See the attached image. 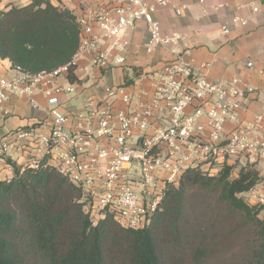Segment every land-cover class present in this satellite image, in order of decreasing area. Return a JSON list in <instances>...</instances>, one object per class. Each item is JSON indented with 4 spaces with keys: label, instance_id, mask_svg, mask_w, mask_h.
Listing matches in <instances>:
<instances>
[{
    "label": "built area",
    "instance_id": "built-area-1",
    "mask_svg": "<svg viewBox=\"0 0 264 264\" xmlns=\"http://www.w3.org/2000/svg\"><path fill=\"white\" fill-rule=\"evenodd\" d=\"M74 1L58 2L78 28L77 49L67 62L31 73L0 57V121L11 116V99L20 98L47 122L42 128L36 120L0 137V181H10L14 168L50 166L80 191L92 225L110 216L121 228L138 230L149 226L186 170L213 176L225 166L234 175L252 167L257 178L237 197L264 214V169L257 168L264 163V101L258 102L264 91L238 75L211 78L216 60L195 63L184 35L163 34L155 14L170 0H96L80 12ZM247 6L258 11L253 2ZM185 9L173 7L177 16ZM139 23L148 34L145 51L171 50L174 58L144 76L147 87L106 85L103 97H86L78 111L67 110L70 99L125 65L128 33ZM230 24L220 26L222 35L247 21L233 16ZM245 68L254 64L247 61ZM257 74L264 78L263 70ZM254 102L257 111L242 118Z\"/></svg>",
    "mask_w": 264,
    "mask_h": 264
},
{
    "label": "trees",
    "instance_id": "trees-1",
    "mask_svg": "<svg viewBox=\"0 0 264 264\" xmlns=\"http://www.w3.org/2000/svg\"><path fill=\"white\" fill-rule=\"evenodd\" d=\"M77 45L74 16L50 0L0 12V57L28 72L64 64ZM256 178L248 167L186 170L134 230L110 216L92 225L80 191L54 168H14L0 181V264H264V215L237 197ZM233 245L242 255L222 257Z\"/></svg>",
    "mask_w": 264,
    "mask_h": 264
},
{
    "label": "crops",
    "instance_id": "crops-1",
    "mask_svg": "<svg viewBox=\"0 0 264 264\" xmlns=\"http://www.w3.org/2000/svg\"><path fill=\"white\" fill-rule=\"evenodd\" d=\"M32 0H0V12L10 7H21ZM53 5H58L61 0H50ZM96 0H75L73 6L80 12L83 5L86 8ZM170 6L159 8L155 18L160 22L163 34L179 33L188 39V45L192 49V57L195 63L211 62L216 60L211 69L210 77L226 78L240 76L251 85L264 91V78L257 74V70L264 71V0H205L202 7L198 0H170ZM253 2L258 7L257 12H252L247 4ZM222 8H216L218 5ZM259 4V6H258ZM185 6L186 9L180 16L175 15L173 7ZM240 16L247 21L244 28L231 26V32L224 36L220 32L221 25H231L230 19ZM148 37L146 26L139 23L134 30L128 33L129 48L126 55V63L123 67L104 73L102 81L98 85L88 82L87 88L80 96H74L66 106L69 111H78L84 98L103 97V87L112 84L129 83L132 90L139 87H147L144 76L160 68L162 63L174 58L171 50L155 49L147 53L144 43ZM254 64L252 70L245 68V63ZM87 69V68H86ZM94 76H99L94 72ZM261 97H264L261 94ZM262 102L260 97L258 102ZM43 107L44 101L38 98ZM64 107V109L66 108ZM246 111L241 112L244 119L251 118L258 109V103H251ZM11 116L5 121H0V137L7 130H14L34 124L36 120L40 126L47 125L44 113L32 110L24 99L12 98L8 104Z\"/></svg>",
    "mask_w": 264,
    "mask_h": 264
},
{
    "label": "rangeland",
    "instance_id": "rangeland-1",
    "mask_svg": "<svg viewBox=\"0 0 264 264\" xmlns=\"http://www.w3.org/2000/svg\"><path fill=\"white\" fill-rule=\"evenodd\" d=\"M258 6H259V4H258ZM260 99H262V102L264 101V97H261L260 96ZM257 168L262 171L264 169V163L258 164L257 165ZM251 169L254 170L252 167H251ZM263 215L264 214H260V217L263 216ZM234 254L242 255L241 248L240 247H236L235 248V246L233 245V249L230 252H228V253H222L221 255H222V257L224 256L226 258H231V257L234 256ZM219 259H220V261H216L215 264H218V263H220L223 260V258H219Z\"/></svg>",
    "mask_w": 264,
    "mask_h": 264
}]
</instances>
